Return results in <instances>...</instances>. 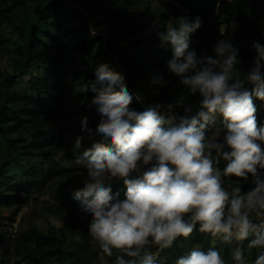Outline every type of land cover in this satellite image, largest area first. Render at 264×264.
<instances>
[{
	"label": "clouds",
	"instance_id": "clouds-1",
	"mask_svg": "<svg viewBox=\"0 0 264 264\" xmlns=\"http://www.w3.org/2000/svg\"><path fill=\"white\" fill-rule=\"evenodd\" d=\"M201 26V17L182 14L164 21V30L159 17L146 29L155 28L161 46L171 50L167 72L186 92L177 101L131 107L141 94L102 63L86 85L92 92L86 106L98 127L93 134L87 115L81 117L83 135L71 151L86 175L71 199L91 218L87 235L114 257L109 264H160V253L194 230L209 237V245H193L172 264H228L218 241L231 245V264H264V124L258 125L253 101L264 100V43L253 40L256 55L242 72L230 39H218L214 55L190 46ZM166 83L163 72L152 73V86ZM196 94L198 103H188ZM177 104L183 115L174 111ZM249 174L253 186L243 190ZM117 182L125 186L123 196L113 191Z\"/></svg>",
	"mask_w": 264,
	"mask_h": 264
},
{
	"label": "rangeland",
	"instance_id": "rangeland-1",
	"mask_svg": "<svg viewBox=\"0 0 264 264\" xmlns=\"http://www.w3.org/2000/svg\"><path fill=\"white\" fill-rule=\"evenodd\" d=\"M67 12L70 15V41L72 43L87 40L90 50L84 55H77L78 74L67 85L74 84L76 89L83 93L89 81L94 79L93 69L98 64L109 65L106 58H113L117 69L125 81L129 91H139L142 96L140 103L143 110L147 104L153 102H175L182 98L186 92L179 78L167 72L166 61L172 55L170 48L162 47L156 29L149 33L146 31L154 20L159 17L160 30L163 29L164 21L170 17L188 15L199 16L189 9H185L177 0H68ZM200 17V16H199ZM192 34V45L199 52L214 55L213 45L218 39L228 38L239 48L238 65L242 72L248 71L252 66L253 57L256 55L252 48L253 37L234 21L210 20ZM95 29V34L90 31ZM1 37L6 42L0 47V71L12 74L14 60L18 55L16 42L18 34L12 24H4L0 30ZM89 42V43H88ZM107 56V57H105ZM127 56L134 57L138 67L134 80H131L126 71H123L121 60ZM117 71V70H116ZM153 72H163L167 83L163 87H154L150 84ZM45 68L31 64L27 74L13 84V91L22 96L31 94L30 81L32 79H44ZM92 93V92H91ZM200 99L199 95H190L187 102L195 105ZM258 125L264 124V100L254 97ZM85 100L67 103L58 118L54 116L53 124L56 126L70 125L66 134V142L56 156L60 160V167L73 168L75 154L71 151L77 136H82L80 121L81 117L87 115L88 123L98 121L95 114L86 106ZM133 107L132 105H130ZM134 108V107H133ZM174 111L183 115V106L177 104ZM219 124L206 129V135L215 131ZM82 144L85 150H90L91 145L87 136L83 137ZM3 156H1V159ZM19 163H11L6 175L0 181V246L2 249L12 247L18 235L26 230L31 224L46 232L50 226L58 232L64 240L65 246L75 251L87 264H109L114 257L104 256L98 245L88 235L87 230L90 219L81 215L78 206L69 203L67 195L77 192L83 187L86 174L71 173L53 179L44 190L34 193L27 198L22 183L21 175L28 170L29 164H41L42 160L37 157H18ZM226 162L221 160L222 168ZM47 166V164H46ZM122 183V182H117ZM62 204L64 211L54 214L49 209L58 208L55 205ZM59 209V208H58ZM235 243V242H234ZM247 244V240L243 242ZM224 246L227 242H217ZM230 245V244H228ZM231 247V245H230ZM166 255L160 253V263H164ZM7 263L12 264L14 258L7 256ZM46 264H60L50 261Z\"/></svg>",
	"mask_w": 264,
	"mask_h": 264
},
{
	"label": "trees",
	"instance_id": "trees-1",
	"mask_svg": "<svg viewBox=\"0 0 264 264\" xmlns=\"http://www.w3.org/2000/svg\"><path fill=\"white\" fill-rule=\"evenodd\" d=\"M177 1L185 9L202 17L205 22L210 23V20L216 19L240 23L253 40L264 43V0ZM67 8L68 0H0V30L4 24H12L19 36L15 44L18 55L13 64L14 72L9 74L0 71V181L11 163H19L20 155L40 158L41 164H29L28 170H24L21 175L27 198L44 190L59 176L86 174L85 169L78 166L60 167V160L56 158L66 142V134L71 126H55L53 117L60 118L67 103L89 101L92 98L91 92L83 93L74 84L67 85L78 74L77 55H84L90 50L87 40L76 43L70 41V15ZM5 42L6 39L0 34V47ZM107 61V68L116 76L121 75L115 60L106 58ZM31 64L45 68L46 80L32 79L31 94L22 96L13 91V84L27 74ZM121 65L123 71L134 80L138 67L136 59L127 56L121 60ZM131 105L142 110L140 103L132 102ZM97 127L98 121H89L88 129L93 134ZM236 179L242 180L233 177V180ZM252 186V177L249 174L247 181L242 180L241 187L247 190ZM125 190L122 183L113 184V191H120L121 196ZM71 196L72 193L67 195V200L75 204ZM62 206L56 204L55 207L59 209L49 210L54 214H61L64 211ZM197 243L207 247L210 238L194 230L188 239L180 238L179 243L164 250L166 259L163 264H172L175 257ZM216 246L223 249L225 260L231 264L230 245ZM7 256L14 258L12 264H46L50 261L60 264H87L75 251L65 246L64 240L53 226L43 232L36 224H31L18 235L12 247L2 249L0 246V264H10L5 261Z\"/></svg>",
	"mask_w": 264,
	"mask_h": 264
}]
</instances>
